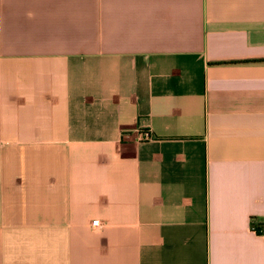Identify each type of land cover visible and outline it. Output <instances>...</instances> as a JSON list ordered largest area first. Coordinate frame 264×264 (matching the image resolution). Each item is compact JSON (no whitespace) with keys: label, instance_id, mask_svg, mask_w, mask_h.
Listing matches in <instances>:
<instances>
[{"label":"crops","instance_id":"1","mask_svg":"<svg viewBox=\"0 0 264 264\" xmlns=\"http://www.w3.org/2000/svg\"><path fill=\"white\" fill-rule=\"evenodd\" d=\"M253 223L264 0H0V264H264Z\"/></svg>","mask_w":264,"mask_h":264},{"label":"built area","instance_id":"2","mask_svg":"<svg viewBox=\"0 0 264 264\" xmlns=\"http://www.w3.org/2000/svg\"><path fill=\"white\" fill-rule=\"evenodd\" d=\"M93 223L96 224L97 221H93ZM251 228L254 232L258 234H264V226L262 224L253 223Z\"/></svg>","mask_w":264,"mask_h":264}]
</instances>
